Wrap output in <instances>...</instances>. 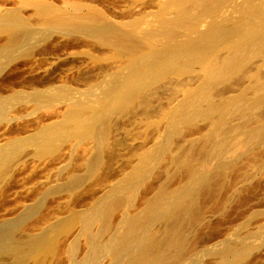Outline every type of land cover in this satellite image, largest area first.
<instances>
[{
  "label": "bare ground",
  "instance_id": "6f19581e",
  "mask_svg": "<svg viewBox=\"0 0 264 264\" xmlns=\"http://www.w3.org/2000/svg\"><path fill=\"white\" fill-rule=\"evenodd\" d=\"M157 3L156 6L159 7L160 12V19H158L160 27L156 29L153 27L155 30L148 31V25L145 27L148 32L144 31L141 34L140 30L142 28L144 30L141 14L138 13L139 18L133 16L129 18L126 15V18L120 17V20H114L110 19L106 13L101 12L100 8L98 11L94 5L76 1H67V6L63 8L48 9L49 5L40 7L41 12L48 10L50 13L49 15L46 13L47 15L43 18H36L38 20L36 24H32L34 17L32 16L33 20H31L29 18L31 14L29 17L24 16L25 13L22 12V9L20 11L22 13L18 11L13 14V9L12 14L0 15V32L6 35L4 36L6 39L2 37L0 40H6L5 47L17 49L21 46L22 36L26 42L29 39L32 40L35 32L33 25H37L44 29L48 36L58 33L63 36L68 35V37L72 34L90 37L92 41L93 39L98 41L97 44H104L108 48L111 47V50L114 49L112 54L116 53L114 55L123 57L119 58V61L124 60V63L118 61L122 65L119 66L120 68L118 67L119 71L116 70L114 73L111 84L102 90L106 100L102 102L100 100L98 106L82 103L84 99L82 102L71 100L72 102L67 105L63 103L66 107L64 106L65 109L61 110L62 117L60 119L54 120V118V121L51 119L52 122L48 120L47 124H37L39 126L35 125L37 128L35 134L31 133L18 141H7L5 146H0V179L3 176L6 177L5 173L8 170L7 168L3 170L2 166L12 159L15 163L13 157L20 154L21 147L28 146L32 142L37 147L35 153L39 157L47 159L49 152L53 151L54 153V150L61 149V142H72V140L75 141L76 149L77 145H84L86 141H90L92 144L87 146L85 143L83 146L85 152L81 151L84 156L78 164H68L59 173L54 174L58 183L56 182L53 186L50 184L47 186V183H44L48 188L45 186V193L42 191L43 195L55 192L58 194L57 192L61 190L63 192L64 190L72 191L77 185L85 182L84 180L89 176L96 177L97 175L99 177L102 173L101 178L103 176L106 178L107 174L104 175L103 169H106V172V166L113 163V159H115L113 158L114 152L111 153L112 150H110V138L113 132L112 124L115 122L117 114L121 116L134 111L140 113L139 116L142 114L147 121L143 130L146 132V137H149L148 140L152 141L150 145L144 147L142 145L140 149L138 147L139 151L138 149L131 150L133 151L130 152L131 155L138 151L136 153L138 156L136 155V159L130 156L136 161L132 159L134 163L131 165L130 158L129 165L132 169L129 168V165V167L127 166L130 170L124 172L125 180L116 189L109 190L101 200L90 205L91 207L84 212H73L65 217H56L55 220L52 218V213L56 212L55 209L50 214L45 212L49 215L48 217L52 215V219H49L52 221L49 224L46 222V224L42 219L45 226L40 222L39 226L43 225L44 227H39V231L31 228L34 221L32 224L28 223L31 226H27L26 221L29 220L28 217L31 214L36 213V210L39 209L37 207L39 203L27 204L28 206L25 205L23 210H20L22 207L19 208L21 212L18 215L16 214L19 210L14 214L16 216L1 219L0 264H25L30 256L36 257V259L31 257L32 264H63L67 259L70 264H96L97 254L101 249L113 253V256L119 254L116 261L114 260V264H183L185 259L193 255L194 257L202 256V254L214 256L216 264H255L260 259L261 250L264 249V236L261 235L263 226L259 225L260 230H254L256 226L251 228L250 224L253 222L252 219L257 218V215L264 213V209L260 210L262 213L255 209L257 214H254L256 213L254 210L252 213L249 210L246 211L252 215L250 214L251 216L244 219L243 223L241 222L242 227H238L237 232H232L231 235L225 236L216 243L206 244V246L205 243L210 240L208 238L210 234L221 226L219 225L221 223L214 222L211 220L212 218H209L213 215L211 213L218 212L219 219L224 220L229 217L230 213L239 211L240 205L242 207V204L248 202L251 194L254 193L253 196H255L257 190L264 188H262L264 186V0H158ZM156 9L158 10V8ZM40 11H38L39 14ZM155 11L153 12L156 14L157 11ZM34 13L35 16L39 15L37 12ZM143 13L145 15L147 12ZM1 16H5L4 19H1ZM36 17H42V15ZM144 20L148 22L147 19ZM46 33H43V36ZM36 45L32 47L38 49L39 45L37 47ZM12 50H9V54L6 51L7 55L5 56L4 53L0 54L8 58L12 56L10 55L14 52ZM27 52L26 54H28ZM5 64L7 65V63ZM1 67L3 66L1 65ZM1 67L0 69H3ZM99 70L101 71V69ZM111 71L114 72L115 69ZM100 76L103 79V76ZM101 78H98L96 82L99 83ZM70 81L71 79H69V83ZM32 82L36 81L32 80ZM60 82L62 84V79ZM94 83L92 81L91 85L93 86ZM172 83L177 84L176 90L171 91L167 101L161 100L163 103L159 102L158 104H161L155 107L157 104L153 105V98L157 96L156 93L161 94L160 91L167 88L170 90ZM40 85V87H44L42 84ZM91 85H86V88L89 89ZM78 86L79 83L77 89ZM58 87L57 89H59ZM74 87L72 86V88ZM15 89L11 90L15 93ZM55 89L56 87L54 91ZM49 90L52 91V89ZM64 90L66 91L65 88ZM12 91H9V95ZM59 91L61 92V89ZM2 92L3 90L0 91V116L5 117L7 116V107L12 99L8 95L2 94V96ZM20 92L24 95L23 91ZM17 93L19 92L17 91L16 95H18ZM38 93V96L33 94L34 98H39L42 95L40 92ZM21 94L20 98H23ZM44 94L43 96H45ZM57 94H50L45 98L47 101H55ZM160 94L158 95L162 96ZM71 98L70 95L64 97L68 101ZM23 103V106H26L27 103ZM19 105L22 106L21 103ZM17 107L15 106L16 109ZM15 108L13 107L14 110H16ZM23 108L26 109V107ZM139 116L138 118H140ZM200 121L201 125H199ZM6 130L3 133L4 136L9 134L6 133ZM10 132L12 134L13 131ZM193 133L197 136L192 137ZM14 135L13 132L11 136ZM1 138L2 140L6 139ZM71 142H67L69 146ZM74 147L69 148L74 151ZM107 154L111 155L110 158H107ZM49 155L51 157L52 154ZM115 155L118 156V154ZM20 156L15 158L25 159L24 155L20 154ZM54 156L56 157V155ZM79 165L84 172L82 169L80 172H70L73 171L71 168ZM108 171L110 172V170ZM8 173L11 174L10 171ZM51 177L48 180L53 178ZM98 177L97 179H100ZM150 179L151 183L148 181ZM36 185L38 186V184ZM144 185L147 191L142 192V188L145 189ZM35 186L34 189L37 188ZM39 189L35 190L38 198L42 194L39 193ZM73 195L70 196L73 197ZM42 200L44 201V199ZM263 202L261 200V204ZM45 207L47 208L46 205ZM43 208L44 206L41 209L42 212ZM246 212L244 211V213ZM36 215H33L35 219L38 217ZM38 218L34 220L37 221ZM39 219L41 221V218ZM82 223H84L83 230L88 236L90 257L87 258L89 262H84L86 261L84 258L82 259L84 261L77 262L73 255L75 244L71 240H69V242L71 241L69 244L65 243V238H68L65 234L70 233L69 235H71L74 231L66 232L65 238L62 236L63 231L72 230L73 226L76 227ZM113 223H116V227L118 224L120 229L112 233ZM232 225H230V229ZM29 227L33 231L29 230ZM104 231H109L112 235L105 239L107 234L105 235ZM102 232H104L105 240L101 238ZM64 244L67 245L69 254L64 253L66 251ZM203 245L205 247H202ZM218 245L220 246L217 247ZM108 258L106 261L111 257ZM77 259H79L78 256ZM189 260L192 259L189 258ZM194 261L192 262L194 263ZM28 263L30 264V262ZM104 263L102 262V264Z\"/></svg>",
  "mask_w": 264,
  "mask_h": 264
},
{
  "label": "rangeland",
  "instance_id": "374dc122",
  "mask_svg": "<svg viewBox=\"0 0 264 264\" xmlns=\"http://www.w3.org/2000/svg\"><path fill=\"white\" fill-rule=\"evenodd\" d=\"M35 1H37L36 3H34ZM40 1V2H39ZM67 1H71V2H83V3H87V4H91L92 6L94 5V7L96 8V10H98V11H100V9H101V12H104V13H106V15H108V17L110 18V19H116V20H118L120 17H122V18H126V15H128L127 17H129V18H132V16L133 17H138V16H140L139 14H141V16L140 17H142V24H144L143 25V27H144V30H143V28L140 30V34L142 33V32H144V31H146V32H148V31H151V30H155L156 28H159L160 27V25H159V20L158 19H160V12H159V7L158 6H156V5H158V0H42V2H41V0H0V12H1V14L0 15H3V14H6V13H11L12 14V12H13V9H14V12H13V14L14 13H16V12H20L21 11V9H22V12L24 11V16H26V17H29L30 16V14H31V17H29V18H31V20H33V17H34V20H33V22H32V24H36V23H38V20L36 19V18H43V16H46L47 14L46 13H48V15H49V11L47 10L46 12H41L40 10H39V8L40 7H47L48 5V9H56V7L57 8H63V7H65V6H67L66 4H67ZM133 1V2H132ZM39 2V3H38ZM148 2H151V3H148ZM152 2H154V3H152ZM148 3V4H147ZM36 5V6H34V5ZM136 4V5H135ZM143 4V5H142ZM152 5V6H151ZM54 6V7H53ZM144 6V7H143ZM146 6V7H145ZM147 6H148V8H147ZM16 7H17V9H16ZM151 7V8H150ZM158 8V10L156 9V8ZM12 8V9H11ZM34 8H36L35 10H34ZM98 8H100V9H98ZM6 9V10H5ZM143 9V10H142ZM144 9H146V10H144ZM152 9V10H151ZM9 10H10V12H9ZM148 10H150V11H148ZM157 12H156V11ZM4 13H3V12ZM12 11V12H11ZM33 11V12H32ZM38 11H40V14H39V12ZM133 11V12H132ZM140 11V12H139ZM153 11H155L156 12V14L153 12ZM22 12H20V13H22ZM34 12H37L39 15H36V16H41L42 15V17H36L34 14H36V13H34ZM130 12V13H129ZM143 12H147L145 15H144V13ZM149 12H151V13H149ZM34 13V14H33ZM44 13V14H43ZM126 13V14H125ZM135 13V14H134ZM139 13V14H138ZM152 13H153V15H152ZM27 14V15H26ZM144 16H143V15ZM121 15V16H120ZM131 15V16H130ZM135 15V16H134ZM150 15V16H149ZM33 16V17H32ZM4 17L5 16H1V19H4ZM121 18V19H122ZM139 18V17H138ZM36 19V20H35ZM144 19H147L148 20V22L146 21L145 22V20ZM120 20V19H119ZM37 21V22H36ZM145 23H147V24H145ZM153 24V25H152ZM149 25V28H147L148 29V31H147V29L145 28V27H147ZM33 27H34V29H35V32H34V34H33V37H32V40L31 39H29L27 42L26 41H24V37L22 36V43H21V46L20 47H18L17 49H13V48H10V47H5L4 46V44H5V42H6V40H3V41H1L0 40V53H2V55H3V53H4V56L5 55H7V52H8V54H9V50H12V51H14L12 54H10V55H12V56H9L8 58H7V56H6V58L4 57V56H2L1 54H0V67H1V65L3 66V67H1V68H3V69H0V91L1 90H3V92L1 93V95L3 94L4 96L6 95H8L9 96V98L10 99H12V100H10V102H9V105H8V107H7V113H6V115L7 116H5V117H1L0 116V132L1 131H3L2 133H0V134H3L4 132H5V130L6 129H9V127H10V129L9 130H6V133H9L7 136L5 135L4 136V134L1 136L0 135V146L1 147H3V146H5L4 144H6V142L7 141H13V140H15V141H18V140H20V139H22V138H24V137H26L27 135H31V133L32 134H35V132H37V128L35 127V125L36 126H39V125H37V124H40V125H43V124H47V123H49V121L50 122H52V121H54V120H57V119H60L61 117H62V112H61V110L63 111L64 109H65V105H67V103L69 104V103H71L72 101H80V102H82L83 101V99H84V101L82 102V103H85V104H92V105H94V106H98L99 105V103L100 102H102V101H104V100H106V98L104 97V94H103V92H102V90H104V88L106 87H108L110 84H111V81H112V77L115 75L114 73L116 72V70L117 71H119L118 69L120 68L119 66L120 65H122V64H119L121 61V63H124V60L123 59H121V61H119L120 59L119 58H123V57H118L117 55H114V54H116V53H114V54H112L113 53V50H111V47L110 48H108V46L106 45H104V44H102V45H99L100 43H98L97 44V42L98 41H96V40H94L93 39V41L95 42H93L92 41V39L90 38V37H88V38H86V36L85 37H83L81 34H72V35H69V37H68V35H65V36H63V34H58V33H55L54 35L52 34V35H50V36H48L47 35V33H46V31L44 30V29H41V28H39V26H37V25H33ZM38 27V28H37ZM155 29H154V28ZM43 30H44V32H43ZM38 33V34H37ZM43 33H46L44 36H43ZM0 34H1V36H0V38H2V37H4V36H6L5 34L3 35L1 32H0ZM67 36V37H66ZM37 37V38H36ZM71 37V38H70ZM74 37V38H73ZM5 39H6V37H4ZM35 38V39H34ZM47 38V39H46ZM68 38V39H67ZM90 38V39H89ZM38 39V40H37ZM83 39V40H82ZM89 39V40H88ZM70 40H72V41H70ZM23 41H24V43H23ZM31 41V42H30ZM36 41V42H35ZM81 41V42H80ZM49 42V43H48ZM66 44H65V43ZM28 43V44H27ZM30 43V44H29ZM27 44V45H26ZM39 45L38 46V49H36L35 47H32L33 45L35 46V45ZM37 45H36V47H37ZM22 46H24V47H22ZM85 46V47H84ZM29 48V49H28ZM44 48V49H43ZM107 49V51H108V53L106 52V49ZM9 49V50H8ZM30 49H32V50H30ZM103 49V50H102ZM32 52L33 50H35V51H33L32 52V54L34 55H32V54H30L31 55V57H30V55H28L29 53H31L30 51ZM38 50V51H37ZM45 50V51H44ZM111 50V51H110ZM7 51V52H6ZM27 51H29V52H27ZM86 51V52H85ZM105 51V52H104ZM11 52V51H10ZM26 52L28 53V54H26ZM111 52V53H110ZM115 52V51H114ZM20 53H22V54H20ZM27 56H26V55ZM19 55H21L20 57H19ZM113 57H112V56ZM2 56V57H1ZM91 58H90V57ZM93 56H95V57H93ZM116 56V57H115ZM14 57H15V59L17 60H15L14 59ZM17 57H19V58H21L22 60H23V62H22V60L21 59H19V58H17ZM23 57V58H22ZM31 58V59H30ZM3 59H8V60H3ZM11 61H10V60ZM99 59V60H98ZM115 59V60H114ZM28 60V61H27ZM94 60V61H93ZM8 61V62H7ZM19 61V62H18ZM21 61V62H20ZM26 61V62H25ZM32 61V62H31ZM97 61V62H96ZM116 61H117V63H118V61H119V63H118V65H117V63H116ZM14 62V63H13ZM3 63V64H2ZM4 63H7V65L5 64L4 65ZM13 63V64H12ZM105 64V65H104ZM98 65V66H97ZM103 67H102V66ZM5 66V67H4ZM97 66V67H96ZM100 66V67H99ZM106 66V67H105ZM114 66V67H113ZM116 66V67H115ZM105 67V68H104ZM115 69V71L114 72H112L111 70H114L113 68ZM119 67V68H118ZM109 70H108V69ZM112 68V69H111ZM98 69H101V71L99 70L98 71ZM109 71H107V70ZM105 70H106V72H105ZM98 71V72H97ZM88 72V73H87ZM93 72V73H92ZM96 72H97V74H96ZM110 72H112L111 74H109ZM91 73V74H90ZM95 73V74H94ZM87 74V75H86ZM102 75L103 76V79L101 78V76L100 75ZM89 75H91L90 77H89ZM112 75V76H111ZM100 76V77H99ZM32 77V78H31ZM36 77H37V79H36ZM79 77V78H78ZM81 77H83L82 79H81ZM100 79L101 78V81L99 80V83L98 82H96V81H98L97 79L98 78ZM85 78V79H84ZM91 78V79H90ZM30 81H29V80ZM41 79H43V80H41ZM48 79V80H47ZM57 80L58 82H59V84H58V82H56L55 80L53 81L54 83H52V80ZM61 79H62V84H64V85H62L61 84ZM64 79H65V81H64ZM69 79H71V81H70V83H69ZM78 79V80H77ZM84 79V80H83ZM92 80L93 81V83H94V85L92 86L91 85V82H89V80ZM32 80H34V81H36V82H32ZM37 80H38V83H37ZM51 80V83L49 82ZM75 82H74V81ZM85 81V82H84ZM107 81V82H106ZM66 84H65V83ZM88 82V83H87ZM105 83V84H103V83ZM109 82V83H108ZM26 83V84H25ZM29 85H28V84ZM37 85V86H41L40 84H42L44 87H37L35 84ZM75 83H76V85H75ZM78 83H79V86L81 87H79L78 86V89H80V90H78L77 89V85H78ZM107 83V84H106ZM175 83V82H174ZM174 83H172V84H170V87H171V89L169 90L168 88L166 89V90H161L160 92H161V94L160 93H156L157 94V96L155 97V95H154V97L156 98H153V105H155V104H157V106L155 105V107H158L161 103H163V102H165V101H167V99H168V97H169V95H170V93H171V91L173 90V89H175V88H177V84H174ZM49 84V85H48ZM53 84V85H52ZM69 84V85H68ZM70 84H72V86L74 87V85H75V89L74 88H72V86H70ZM74 84V85H73ZM89 84L92 86H90V88L89 89H87L86 87L87 86H89ZM98 84V85H97ZM103 84V85H102ZM109 84V85H108ZM29 87H27V86ZM34 86V87H32V86ZM51 85H52V87H51ZM57 85V86H56ZM58 85H59V87H58ZM68 85V86H67ZM87 85V86H86ZM102 85V86H101ZM108 85V86H107ZM176 85V86H175ZM3 86V87H2ZM24 86H26V87H24ZM54 86V87H53ZM63 86V87H62ZM68 88H67V87ZM173 86H174V88H173ZM31 87H32V90H31ZM56 87V89H57V87L59 88V89H55V91H54V88ZM94 87V88H93ZM13 88H16L15 90V93L13 92L14 90H13ZM20 88V89H19ZM27 88V89H26ZM64 88L66 89V91L64 90ZM101 88V89H100ZM13 91H12V90ZM17 89H19V90H17ZM49 89H52V91L51 90H49ZM61 89V92H62V95H60L61 94V92L59 91ZM67 89H69V90H71L70 92H67V91H69V90H67ZM92 89H94L95 90V93H94V90H92ZM46 90V91H45ZM63 90V91H62ZM76 90H77V92H76ZM97 90H99V91H97ZM101 90V91H100ZM176 90V89H175ZM5 91H6V93H5ZM9 91H12V93L10 92V95H9ZM19 92L20 94H21V92L20 91H23L22 93H24V95L23 94H21V97L23 96V98H20V94L19 93H17L18 95H16V92ZM30 93H29V92ZM45 93H43V92ZM50 91V92H49ZM80 91V92H79ZM34 92V93H33ZM36 92V93H35ZM38 92H42L41 94L42 95H40V97L38 98V97H35L34 98V96H33V94H37L36 96H38L39 95V93ZM76 92V94H74ZM165 93V94H162V93ZM5 93V94H4ZM8 93V94H7ZM57 94V99H55V101L54 100H52V101H47L46 100V96L47 95H52V94ZM66 93H67V95H70L72 98L71 99H69V101L68 100H65L64 99V97H66L67 95H66ZM85 93V94H84ZM88 93V94H87ZM90 93V94H89ZM93 93V94H92ZM26 94V95H25ZM32 94V95H31ZM43 94L45 95V96H43ZM78 94V95H77ZM87 94V95H86ZM158 94H160V95H162V96H159ZM2 95V96H3ZM95 95V96H94ZM11 96H15V97H11ZM29 96V97H28ZM32 96V97H31ZM41 96H42V98H41ZM79 96V97H78ZM94 96V97H93ZM98 96V97H97ZM60 99H59V98ZM74 97V98H73ZM84 97V98H83ZM103 97V98H102ZM164 97V98H163ZM15 98H17V99H15ZM29 98V99H28ZM31 98H34V99H32L31 100ZM77 98V99H76ZM80 100H79V99ZM82 98V99H81ZM37 99H38V102H37ZM40 99V100H39ZM42 99H43V101H42ZM90 99V100H89ZM97 99V100H96ZM17 100V101H16ZM19 100V101H18ZM57 100V101H56ZM72 100V101H71ZM101 100V101H100ZM161 100L163 101V102H161ZM94 101V102H93ZM96 101V102H95ZM100 101V102H99ZM158 101V102H157ZM12 102H14V103H12ZM17 102V103H16ZM23 102H26L27 104H25L26 106H23L24 105V103ZM30 102V103H29ZM35 102V103H34ZM155 102V103H154ZM159 102H161L160 104H158ZM21 103V105L22 106H20L19 104ZM23 103V104H22ZM29 103V104H28ZM38 103V104H37ZM58 103V104H57ZM65 105H64V104ZM95 103V104H94ZM36 105V106H35ZM54 107L55 109H53L52 107ZM62 105V106H61ZM15 106H18L17 107V109L15 108ZM29 106H31V107H29ZM39 106H40V108H39ZM59 106V108H56V107H58ZM65 106V107H64ZM13 107L16 109V110H14L13 109ZM23 107H26V109L28 110H26L25 108H23ZM29 107V108H28ZM47 107H49V108H47ZM61 107V108H60ZM19 108V109H18ZM30 108H32V109H30ZM12 109V110H11ZM51 109V110H50ZM10 110V111H9ZM18 110V111H17ZM23 110V112H21L20 113V111H22ZM59 110H60V112H59ZM9 112H12V113H10V114H12V115H10L9 114ZM14 112V113H13ZM18 112V113H17ZM54 112V113H53ZM42 113V114H41ZM137 114L138 116H139V114L140 113H136L135 111L134 112H128V114L127 113H124V114H126V115H121V116H119V114H117L116 115V117H115V122H113V124H112V133H111V138H110V143H111V149L110 150H112L111 151V153H113L114 152V156H113V158H115V159H113L114 161H113V163L111 162V164L109 165V166H106V168H107V171L108 170H110V172L108 171H106L105 172V170L106 169H103L104 170V175L105 174H107L105 177L106 178H104V176L101 178V176L103 175L102 173L99 175V177H100V179H97V175H96V177L94 178L93 176H89L88 178H86V180H84L85 182H83L82 184H79V185H77V187L75 188V189H73L72 191H66V190H64V192L61 190V191H58L57 193L58 194H56V192L55 193H50V194H52V195H50V194H44L43 195V193H42V191L45 193V189L46 188H48L47 186H49V184L51 185V186H53V184H56V182L58 181V179H56V177L54 176V174H57V172L59 173L60 171H61V169L62 168H64L66 165H68V164H71V163H79L80 162V160L82 159V157L84 156V153L82 154V152L84 151V147L83 146H85V143H86V145L87 146H90L91 144H92V142H90V141H86L85 143H84V145H82V144H79V145H77V149L74 147V144H75V141L73 142V140H72V142L71 141H67L68 143L69 142H71V144H70V146L68 145V143L66 142V143H63V142H61L60 143V146H61V149H58V150H54V153H53V151L52 152H49L48 153V157H46L47 159H44L45 157H39V155H37L36 153H35V151H36V149H37V147H36V145H34V144H32V142L30 143V144H28V146H25V147H21V149H19V153L20 154H22V155H24L25 156V159L24 158H15L16 156H20V154H17L15 157H13L14 159H15V163H14V161H13V159H12V161H10L11 162V164H10V162H8L6 165H3L2 166V169L4 170V169H8L7 171L9 172H11V174L10 173H8L7 171H6V177H4V178H6V179H4L3 177H1V179H0V221H1V219H5V217H7V218H9V217H11V216H13L14 214H16V211H18L19 210V208L20 207H22V209H20V210H23L26 206H28V205H30V204H37V203H39V204H37V207H39V209H37L36 210V213H33V214H31V216L30 217H28L29 218V220L31 221H29L28 219L26 220L27 221V226H31L30 224H32V221H34L33 222V224L34 225H32L31 226V228L33 227V229L34 230H36V229H38L39 227H44L45 226V224L44 223H46V222H48V224L52 221V220H49V219H52L53 218V220H55L56 219V217H65V216H68V215H70L71 213H73V212H84L87 208H90L91 206L90 205H93V203H95L96 201H99V200H101L103 197H104V195L109 191V190H114V189H116L119 185H120V183L121 182H123L124 180H125V174H124V172L126 173V172H129L128 170H130V169H132L131 168V166L129 165V162H130V158H131V165H132V163H134L133 162V158L132 157H134L135 159H136V153L139 151V149L140 148H142V145H143V147L144 146H147V145H150V143H152V141H149L148 140V138L149 137H146V132H144V130H143V128H144V126H145V124H146V122L147 121H145V119L146 118H144L143 117V115L141 114V116H139L140 118H138V116H136V115H134V114ZM38 114H39V116H38ZM8 115H10V116H8ZM50 115V116H49ZM39 118H38V117ZM42 116V117H41ZM134 116H136V117H134ZM11 117V118H10ZM37 117V118H36ZM123 117V118H122ZM42 120H41V119ZM55 118V119H54ZM138 118V119H137ZM51 119H52V121H51ZM54 119V120H53ZM142 119V120H141ZM36 120V121H35ZM39 120V121H38ZM49 120V121H48ZM127 120V121H126ZM148 120V119H147ZM3 121V122H2ZM4 121H6V122H4ZM16 121V122H15ZM38 121V122H37ZM44 123H43V122ZM202 121V120H201ZM201 121L199 122V125H201L200 123H201ZM137 122H139V123H137ZM145 122V123H144ZM6 123V124H5ZM12 123V124H11ZM36 123V124H35ZM128 123H129V125H128ZM16 126H15V125ZM143 124V125H142ZM202 124H203V121H202ZM24 125V126H23ZM132 125H134V126H132ZM3 126V127H2ZM6 126V127H5ZM9 126V127H8ZM126 126V127H125ZM203 126V125H202ZM8 127V128H7ZM17 127V128H16ZM22 127H24V128H22ZM35 127V128H34ZM124 127V128H123ZM3 128H5V129H3ZM130 128V129H129ZM136 128V129H135ZM152 128V127H151ZM150 128V129H151ZM1 129H3V130H1ZM20 129V130H19ZM26 129V130H25ZM36 130V131H34V130ZM139 131H138V130ZM18 130H19V133H18ZM25 130V131H24ZM149 130V129H148ZM7 131H9V132H7ZM10 131H13L14 132V136L12 137L11 135H13V132H12V134H11V132ZM23 131V132H22ZM142 131V132H141ZM16 132H17V134H16ZM20 132H22L21 133V135H22V137H20L21 135H19L20 134ZM149 132V131H148ZM132 133V134H131ZM11 134V135H10ZM141 134V135H140ZM194 135H192V137H195V136H197V134H195V133H193ZM10 135V136H9ZM9 136V137H8ZM149 136V135H148ZM189 136H191V135H189ZM1 137H4V138H6V137H8V138H6V139H4V140H2V138ZM11 137V138H10ZM14 138V139H13ZM116 138V139H115ZM12 139V140H11ZM1 141H3L2 143H1ZM125 142V143H124ZM109 143V144H110ZM112 143H114V144H112ZM116 143H118L119 145H121V146H119V145H117ZM144 143V144H143ZM146 143V144H145ZM148 143V144H147ZM3 144V145H2ZM122 144H123V146H122ZM65 146V147H64ZM74 147L75 148V150L74 151H72L69 147ZM112 146H113V148H112ZM127 146V147H126ZM132 146V147H131ZM0 147V148H1ZM62 147H64V148H62ZM78 147H80V148H78ZM83 147V149H81ZM117 148V149H114V148ZM120 147H122V148H120ZM129 147V148H128ZM135 149H134V148ZM137 147V148H136ZM138 147H139V149H138ZM29 149V150H31V151H29V150H25V149ZM126 148V149H125ZM35 149V150H34ZM109 149H108V151H109ZM114 149V150H113ZM119 149V150H118ZM138 149V151H135L134 153H132V155H131V153L130 152H133L134 150H137ZM23 150H25L24 152H22ZM131 150H133V151H131ZM21 151V152H20ZM26 151H28V152H26ZM34 151V153L32 154V152ZM59 151V152H58ZM78 151V152H77ZM82 151V152H81ZM121 151V152H120ZM29 152H30V154H29ZM58 152V154H56ZM71 152V153H70ZM85 152V151H84ZM117 152V153H116ZM24 153V154H23ZM64 153V154H63ZM109 153H110V151H109ZM26 154H28V155H26ZM49 154H52L51 155V157H50V155ZM75 154V155H74ZM81 154V155H80ZM115 154H118V156L117 155H115ZM122 154V155H121ZM128 154H130V155H128ZM134 154V155H133ZM54 155H56V157L54 156ZM59 155V156H58ZM64 155V156H63ZM69 155V156H68ZM23 156V157H24ZM36 156H37V158H36ZM54 156V157H53ZM66 156V157H65ZM111 156V155H110ZM110 156L107 154V158H110ZM129 156V157H128ZM130 156H132V157H130ZM138 156V155H137ZM20 157H22V156H20ZM59 157V158H58ZM74 159H73V158ZM81 157V158H80ZM127 157H128V159H127ZM117 158V159H116ZM18 159H19V161H18ZM23 159H24V161H23ZM133 159V160H132ZM37 160V161H36ZM42 160V161H41ZM129 160V161H128ZM41 161V162H40ZM74 161V162H73ZM134 161H136V160H134ZM116 162V163H115ZM125 162V163H124ZM14 163V164H13ZM19 163H21V164H19ZM9 165V166H8ZM21 165V166H20ZM130 167H129V166ZM13 166H15V167H13ZM19 166V167H18ZM36 166V167H35ZM111 166H112V168H111ZM114 166V167H113ZM130 168H128V167ZM10 167V168H9ZM18 167V168H17ZM21 168V169H20ZM37 168V169H36ZM75 168V169H74ZM74 168H71L73 171H70V172H80L81 171V169H82V172H84L83 171V168H81V166L79 165V166H74ZM78 168V169H77ZM31 169V170H30ZM70 169V170H71ZM80 169V170H79ZM53 170V171H52ZM74 170H77V171H74ZM123 171V172H122ZM12 172H13V174H12ZM101 172H102V170H101ZM113 172V173H112ZM18 173V174H17ZM51 173H53L52 175H51ZM112 173V174H111ZM4 174V175H5ZM110 174V175H109ZM12 175V176H11ZM48 175H49V177H48ZM14 176V177H13ZM29 176V177H28ZM38 176V177H37ZM50 176H52L51 178V180H48V178L50 179ZM55 177V178H54ZM98 177V178H99ZM3 178V179H2ZM15 178V179H14ZM25 178V179H24ZM92 178H94L93 180H92ZM103 178H104V180H103ZM90 179H91V181H90ZM105 179H107L106 181H105ZM47 180V181H46ZM60 178H59V182H60ZM96 180H99V181H97L96 182ZM100 180H102V181H100ZM21 181V182H20ZM52 181V182H51ZM95 181V182H94ZM149 181V183H151L152 181H151V179L150 180H148ZM23 182V183H22ZM36 182V183H35ZM41 182V183H40ZM43 182V183H42ZM47 183V186L44 184V183ZM87 182H88V184H87ZM105 182V183H104ZM2 183H3V185H2ZM58 183V182H57ZM94 183H96L95 185H94ZM100 183V184H99ZM102 183V184H101ZM35 184H38V186H37V188H40L38 191H39V193L41 192L42 194L40 195L38 192V194L40 195L39 196V198H38V196H36L37 194L35 193V190L37 191V188L36 189H34V186H35ZM41 184H44V185H41ZM40 185H41V187H40ZM146 185V184H145ZM144 185V187H145V189L144 188H142V192H144L145 190H146V186ZM2 186V187H1ZM35 186V187H36ZM45 186H46V188H45ZM94 186V187H93ZM82 187V188H81ZM92 187V188H91ZM264 186H262V188H263ZM45 188V189H44ZM7 189V190H6ZM34 189V190H33ZM41 189H44V190H41ZM263 190V191H262ZM260 189V190H257L256 192H255V196H253L254 195V193L253 194H251V198H250V200L248 201V202H246V203H244V205L242 204V207H241V205H240V208L238 209L239 211H237V212H233V213H230V215H229V217H227V218H225L224 220L223 219H219V213L217 214V213H211V214H213V215H211L209 218L212 220V221H214V222H219V223H221V224H219V225H221V226H219V231H214L213 233H211L210 234V236L208 237V238H210V240L207 242V243H205V246H206V244L208 245V244H212V243H216V242H218V241H220L222 238H225V236H229V235H231V233L232 232H235L236 230L238 231L239 229H238V227H242V223H243V220L244 219H247L248 218V216H251L252 214V211L254 210V212H256L255 211V209L256 210H258L257 212H259V213H262V212H260V210L262 211V209H264V206H263V204H264V188L263 189ZM66 191V192H65ZM83 191V192H82ZM147 191V190H146ZM259 191V192H258ZM61 192V193H60ZM72 193V194H71ZM258 193V194H257ZM75 195V197H74V195ZM50 195V196H49ZM73 195V197H71V196ZM36 196V197H35ZM44 196V197H43ZM46 196V197H45ZM69 198H68V197ZM258 196V197H257ZM42 197V199H44V201L42 200V199H40ZM79 197V198H78ZM256 197V198H255ZM37 200H35V199ZM48 198V199H47ZM262 198V199H261ZM39 199H40V202H39ZM254 199V200H253ZM262 200V204H261V200ZM18 200V201H17ZM21 201V202H20ZM259 201H260V203H259ZM33 202V203H32ZM45 202V203H44ZM69 202V203H68ZM258 202V203H257ZM2 203V204H1ZM6 203V204H5ZM255 203V204H254ZM28 204V205H27ZM43 205L44 206V208H43V212H42V207L43 206H40V205ZM56 204V205H55ZM253 204V205H252ZM261 204V205H260ZM26 205V206H25ZM45 205L47 206V208L45 207ZM260 205V206H259ZM17 206V207H16ZM25 206V207H24ZM61 206V207H60ZM263 206V207H262ZM12 208V209H11ZM72 208V209H71ZM15 209V210H14ZM54 209H55V211L56 212H53L52 213V211H54ZM61 209V210H60ZM240 209L242 210L241 212H240ZM18 211V213L16 214V215H18L21 211ZM250 211V212H246V211ZM244 211L247 213H244ZM15 212V213H14ZM40 212V213H39ZM48 213L49 212V214L50 213H52L53 214V216L52 215H50V217H48L49 215H47L46 213ZM119 212V211H118ZM239 212V213H238ZM257 212L256 213H254V214H257ZM38 213H39V215H41L40 217H39V215H38ZM42 213V214H41ZM45 213V214H44ZM249 213V214H248ZM5 214V215H4ZM35 214H37L36 215V217L38 216L39 218H41V221H40V219L38 218V220L37 221H39V222H37V221H35L36 219L33 217V215L35 216ZM44 214V215H43ZM54 214H55V217H54ZM237 214V215H236ZM243 214H244V216H243ZM251 214V215H250ZM263 214V215H262ZM262 214H259V215H257V218L255 217L254 219H252V224H250L251 226V228H254L255 226V228H254V230H260V228L263 226V229H262V233H261V235H263L264 236V218H263V216H264V213H262ZM3 215V216H2ZM16 215H14V216H16ZM46 215H47V217H46ZM239 215H241V216H239ZM13 216V217H14ZM51 216H52V218H51ZM230 216H231V218H230ZM233 216V217H232ZM2 217V218H1ZM43 217V218H42ZM236 217V218H235ZM238 217V218H237ZM218 218V220H216ZM249 218H251V217H249ZM35 219V220H34ZM42 219H43V222H44V220H45V222L43 223L42 222ZM215 219V220H214ZM232 219V220H231ZM258 220H259V222H258ZM232 221V222H231ZM237 221V222H236ZM258 222V223H256V222ZM35 222H37V223H35ZM41 222V224H44V226L43 225H40L39 226V223ZM113 222H115V220H113ZM229 222V223H228ZM231 222V223H230ZM239 222V223H238ZM242 222V223H241ZM263 222V223H262ZM28 223H30V224H28ZM224 223V224H223ZM236 223V225H234ZM260 223H262V224H260ZM38 226H37V225ZM47 224V223H46ZM114 224V226L113 227H111V232L113 233L114 231H116V230H118L119 231V229H120V226H119V228H118V224H117V227H116V223H113ZM233 224V225H232ZM240 224V225H239ZM253 224H255V225H253ZM83 225H84V223H82V224H78V225H76V227L75 226H73V229H75V230H70L69 229V231H63V233H62V236L64 237V234L67 232V233H69V232H72V231H74L73 232V234L71 233V235H69V234H65L68 238H65L66 239V241H65V243L67 242V244H69L71 241L75 244L74 246H75V252H74V250H73V255H74V257L76 258V260H77V262H82V261H84V260H82L83 258L86 260V261H84V262H89V257H90V255H89V243H88V240H87V238H88V236H87V234L84 232V230H83ZM230 225H232V227H231V229H230ZM239 225V226H238ZM259 227H258V226ZM254 226V227H253ZM34 227H37V228H34ZM30 228V227H29ZM28 228V229H29ZM29 229V230H32V229ZM114 228V229H113ZM229 228V229H228ZM234 228H236V229H234ZM40 229H38V231H39ZM241 230V229H240ZM33 231V230H32ZM110 231V230H109ZM108 231V232H109ZM230 231V232H229ZM236 231V232H237ZM34 232H37V231H34ZM105 232V231H104ZM104 232H102L101 233V238L103 239V240H105V239H108V237H110L111 235H112V233L111 232H105V239L103 238L104 237ZM227 232V233H226ZM227 235H226V234ZM108 234H110V235H108ZM221 234V235H220ZM69 236H70V238H69ZM72 236V237H71ZM108 236V237H107ZM107 237V238H106ZM69 240H71L70 242H69ZM204 245L202 246V247H205ZM220 245H218L217 247H219ZM64 249H66V251H67V249H68V247H67V245L66 244H64ZM201 247V248H202ZM264 247V246H263ZM263 249V248H262ZM65 251V250H64ZM64 252L65 254H69L68 253V251L67 252ZM105 251V253H103ZM78 252V253H77ZM110 256V255H112L113 253H111V252H108L107 250H102L101 249V251H99L98 252V254H97V263L96 264H102V262L104 263L105 261H106V258H108L109 256L107 255V254ZM111 253V254H110ZM88 256H87V255ZM107 255V256H106ZM65 256V255H64ZM77 256H78V258L79 259H77ZM82 256V257H81ZM119 256V254L118 255H112V256H110L108 259L110 260H108V261H106L107 262V264H114V262L116 261V259H117V257ZM206 256V257H205ZM260 259H258V261H256L255 262V264L257 263V264H264V249L263 250H261V253H260ZM31 257H32V259L35 257H33V256H30L29 258H28V261L25 263V264H27L28 262H30V264H32V259H31ZM67 257H68V255H67ZM88 257V258H87ZM112 257H113V259H112ZM209 257V258H208ZM213 257V258H212ZM66 258V257H65ZM81 258V259H80ZM87 258V259H86ZM104 258V259H103ZM189 258L190 259H192V260H189ZM189 258H187V259H185L184 260V262H183V264L185 263V264H202V262H205L204 264H216L217 262H216V260H214L215 258H214V256H209V254H202V256H195L194 257V255L192 256V257H189ZM204 258H205V260H204ZM210 258H211V260H210ZM35 259H36V257H35ZM35 259H34V261H35ZM67 259V258H66ZM66 259H64V260H66ZM199 259V260H198ZM203 259V260H202ZM213 259V260H212ZM105 260V261H104ZM115 260V261H114ZM195 260V261H194ZM67 261H69L68 259H67ZM63 262V264H66V263H68V264H70V261L69 262ZM113 263H112V262ZM192 261H194V263L192 262ZM215 261V262H214ZM106 262L104 263V264H106ZM201 262V263H200ZM34 263V262H33ZM48 263V262H47ZM29 264V263H28Z\"/></svg>",
  "mask_w": 264,
  "mask_h": 264
}]
</instances>
